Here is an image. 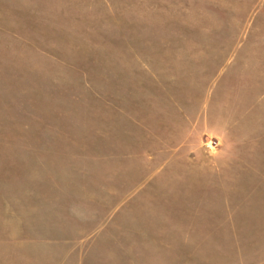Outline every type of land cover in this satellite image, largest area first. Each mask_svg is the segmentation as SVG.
Masks as SVG:
<instances>
[{
  "label": "rangeland",
  "instance_id": "obj_1",
  "mask_svg": "<svg viewBox=\"0 0 264 264\" xmlns=\"http://www.w3.org/2000/svg\"><path fill=\"white\" fill-rule=\"evenodd\" d=\"M219 81L208 161L153 155ZM0 264H264V0H0Z\"/></svg>",
  "mask_w": 264,
  "mask_h": 264
},
{
  "label": "crops",
  "instance_id": "obj_2",
  "mask_svg": "<svg viewBox=\"0 0 264 264\" xmlns=\"http://www.w3.org/2000/svg\"><path fill=\"white\" fill-rule=\"evenodd\" d=\"M167 109H169L168 118H162L160 110L153 111L150 114L153 117V125L148 123L152 118L150 116L144 117L134 125L146 139L156 143L158 149L153 155L167 152L169 161L178 154L184 155L190 163H193L196 157L208 161L204 158L205 151L202 149L204 136L214 137L220 142V139L228 137L235 124L229 113L220 111V81L216 84V90L207 93L204 97L198 94L197 96L185 94L178 100L168 99ZM161 131L163 134L160 133ZM225 146V143H222V148ZM215 157L213 162L217 169L214 172L218 184L220 183V148Z\"/></svg>",
  "mask_w": 264,
  "mask_h": 264
}]
</instances>
